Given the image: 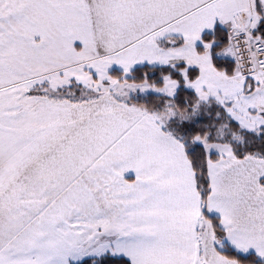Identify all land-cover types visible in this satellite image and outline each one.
Returning <instances> with one entry per match:
<instances>
[{
    "label": "snow or ice",
    "instance_id": "6c2138e0",
    "mask_svg": "<svg viewBox=\"0 0 264 264\" xmlns=\"http://www.w3.org/2000/svg\"><path fill=\"white\" fill-rule=\"evenodd\" d=\"M0 264H264V0H0Z\"/></svg>",
    "mask_w": 264,
    "mask_h": 264
}]
</instances>
